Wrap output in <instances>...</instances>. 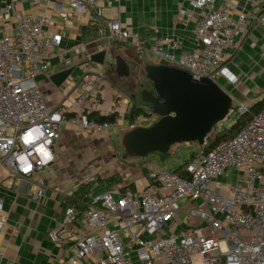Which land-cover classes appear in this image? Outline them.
Masks as SVG:
<instances>
[{
  "label": "built area",
  "instance_id": "obj_1",
  "mask_svg": "<svg viewBox=\"0 0 264 264\" xmlns=\"http://www.w3.org/2000/svg\"><path fill=\"white\" fill-rule=\"evenodd\" d=\"M66 2L73 13L88 15V25L97 34L93 51H86L77 63L72 48L62 43L63 34L46 28L49 15L25 14L13 2L0 7V164L10 178L31 177L52 164L54 146L65 126L112 137L125 125L156 121L154 114L130 120L127 115L134 106L151 110L150 105L141 101L139 92L126 95L106 78L105 64L114 70L111 49L115 44L123 43L134 50L132 54L160 59L188 71L193 79L207 78L224 89L223 79L233 85L238 82L227 66L231 51L240 46L250 27L264 26V0L241 4L189 0L188 7L177 13V22L194 20L195 48L185 50L180 37L162 36L157 26L151 28L146 43L116 15L106 17L109 0ZM58 16L65 19L68 13L59 10ZM101 50L106 52L103 64L91 61L90 56ZM54 66L55 72L70 67L80 72L71 77L72 70L56 87L50 80ZM43 77L51 87L62 89L55 106L48 105L40 88ZM248 106L235 103L225 118L230 119L228 126ZM37 127L43 135L26 142L25 136ZM41 147L52 157L46 163H41ZM203 148L193 151L178 170L157 164L150 170V181L139 189L126 187L119 192L104 187L83 208L66 205L46 231L49 241L68 251L53 264H156L158 260L163 264H264V107L232 136ZM21 156L30 166L28 171L23 170ZM230 172L236 178L227 184L224 177ZM45 189L35 185L32 198L41 200ZM97 200L99 207L93 205ZM181 213L191 228L165 233L163 228ZM5 220L0 198V229ZM82 222L88 232L80 230Z\"/></svg>",
  "mask_w": 264,
  "mask_h": 264
},
{
  "label": "crops",
  "instance_id": "obj_2",
  "mask_svg": "<svg viewBox=\"0 0 264 264\" xmlns=\"http://www.w3.org/2000/svg\"><path fill=\"white\" fill-rule=\"evenodd\" d=\"M104 1L99 0V4H104ZM235 1L239 4L244 2V0ZM8 2H13L16 8L25 14L46 13L49 15L46 28L49 32L63 34L62 43L72 48L71 55L76 63L83 60L86 51H93V43H96L97 36L90 29L82 30V26L88 24V15L73 13L66 0H37L35 2L31 0H0V7ZM109 2L105 16L113 17L116 15L124 26L129 27L142 40L151 39L153 34L151 27L157 26L159 27V34L162 36L180 37L185 50L195 48L192 38L194 20L177 22L179 9L187 8L189 0H109ZM59 10L66 11L68 13L67 18H60L58 16ZM10 26L11 31H14L15 23H11ZM145 27L150 28L145 30ZM125 46L127 47V45ZM113 49H115L114 46L111 53ZM129 50L134 51L133 49ZM245 53L248 56L244 60L242 57ZM146 56L148 57V55ZM139 57L135 55V58L139 59ZM262 59H264V26L254 25L240 39V46L232 50L227 59V66L238 77V82L233 85L225 79L222 81L225 85L224 90L229 93L235 103L252 104L262 97L258 96L256 92L259 79L264 78ZM112 69L113 67H110V70ZM79 72L77 67V73ZM39 83L41 85L46 83L45 78H40ZM44 91H46L44 96L48 105L55 106L59 100L57 94L53 95L56 91L51 92L42 89V92ZM75 131L77 129L68 126L63 127L61 136L54 146V152L57 147L62 145V141ZM177 146L178 144L173 145L169 152H174ZM141 160L142 168L135 169L134 172L137 178L124 185L116 186L115 188H119V192L126 187L139 189L146 185L150 181L149 171L151 168L164 163L166 159L160 154L153 153L142 157ZM53 165L52 170H48L49 167H46L31 177L16 176L10 178L7 169L0 164V198L3 202V213L6 215L5 223L0 229V264H53L62 259L68 251L49 241L46 237V231L54 225L56 219L61 217L66 205H76L83 208L99 196L92 198L88 185L83 187V192L72 196V193L79 187H75L74 180L68 177L67 173L58 171V165ZM22 179L25 181H21ZM37 184H42L46 188L44 196L38 201L31 196ZM94 186L98 187L99 194L103 191V185L97 183ZM115 193L119 195L118 191ZM93 205L99 207V201H95ZM109 224H111V220H109ZM166 227L171 228V232L174 233L191 228L187 216L183 213ZM80 230L88 232L89 227L82 222L80 223ZM134 264L138 263L134 261ZM156 264L163 263L158 260Z\"/></svg>",
  "mask_w": 264,
  "mask_h": 264
},
{
  "label": "rangeland",
  "instance_id": "obj_3",
  "mask_svg": "<svg viewBox=\"0 0 264 264\" xmlns=\"http://www.w3.org/2000/svg\"><path fill=\"white\" fill-rule=\"evenodd\" d=\"M149 28L150 27H145V30ZM114 47L115 49L112 50V55L117 54L124 58L129 66L130 75L126 78L124 76L118 77L114 70H110V66L107 63L104 67V73L110 83L120 86L124 94L127 93L129 95L134 92L138 93L140 90L149 87L150 85L148 86V83L150 84V80L147 77L146 70L155 64L162 63V61L152 58L149 55L147 57L144 53H141L139 59H137L125 45H121L120 43L114 45ZM247 56L248 55L245 53L242 59L245 60ZM261 62L264 66V59H262ZM251 67L253 68V66ZM55 70L56 67L54 66L50 74L54 73ZM77 74V68H75L71 77ZM45 85L47 84L44 83L40 85L41 90L56 91L53 95L57 94L56 96L59 97L58 103L61 100L59 94L62 89L59 88L56 90L49 85ZM45 92L46 91L43 92L44 95ZM256 92L258 96H264V78L259 79ZM233 105L235 106L234 101ZM145 111L148 113V116H152L154 112L153 109H147ZM153 117L155 120L158 119V116ZM229 121L230 119H224L218 122L206 135L202 146L210 145L219 139L231 135L233 131L227 130L229 128ZM149 124L150 121H142L133 126L125 125L122 128H118L112 137L78 130L70 133L68 137L62 141V145L56 148L55 160L48 166V170L54 168L53 164L58 165V171L60 173H67L69 175L68 177L74 180L75 187L90 186L92 198L99 195V191L97 190L98 187L94 186V184H101L102 179L115 177V180L106 182V188H115L118 185H124L125 183L135 180L137 177L134 172L136 171L135 169L139 170L142 168V158L136 156L131 150L127 149L125 139L136 127H146L149 126ZM202 146H199L196 142H181L178 144L176 150L170 153L171 156L165 160L164 164L169 170H174L190 157L191 152L197 151ZM235 178V173L230 172L227 178L224 177V181L229 184L234 182ZM113 196L115 199L119 198V195L115 192ZM163 230L165 233H171V228L166 227L163 228Z\"/></svg>",
  "mask_w": 264,
  "mask_h": 264
},
{
  "label": "water",
  "instance_id": "obj_4",
  "mask_svg": "<svg viewBox=\"0 0 264 264\" xmlns=\"http://www.w3.org/2000/svg\"><path fill=\"white\" fill-rule=\"evenodd\" d=\"M105 54L101 50L90 59L103 64ZM72 70L55 72L50 80L59 87ZM114 70L120 77L130 75L120 55L114 56ZM146 74L150 86L140 90L139 97L159 118L149 126L135 128L125 139L127 149L140 158L153 153L164 155L181 142L202 146L211 129L234 109L229 93L207 78L193 79L188 71L165 63L151 66Z\"/></svg>",
  "mask_w": 264,
  "mask_h": 264
},
{
  "label": "trees",
  "instance_id": "obj_5",
  "mask_svg": "<svg viewBox=\"0 0 264 264\" xmlns=\"http://www.w3.org/2000/svg\"><path fill=\"white\" fill-rule=\"evenodd\" d=\"M86 28L90 29V31H93L95 33V35L97 36L96 31H95V29L93 28L92 25H88L87 24L86 26H82V30H86ZM145 42L146 43H150V38L148 40H145ZM263 107H264V96H262L260 99L256 100L252 104H249L247 109L245 111H243L240 115H238L236 120L231 125H229V128L227 130L231 131V132L233 131V132L228 137L232 136L241 126H243L245 123H247L251 119L253 114H255L256 112L260 111ZM145 110L146 109H144L142 107L134 106L132 108L131 112L127 115V117L130 120L132 119V117L138 116V115H143V116L148 117V115H147L148 113ZM228 137H224L222 139H225V138H228ZM219 140H221V139H219ZM219 140H217L216 142H218ZM216 142H214V143H212L210 145L208 144L207 146L204 145L203 149H205V150L209 149ZM170 153L171 152H167L164 155H162V157L164 159H167L168 157L171 156ZM178 169H179V166L177 168H175V170H178ZM113 180H115V177H109V178L104 179V180L102 179L100 185H103L104 187H106V182L107 181H113ZM80 192H83V186L79 187L76 191H74L72 193V196L74 194H77V193H80Z\"/></svg>",
  "mask_w": 264,
  "mask_h": 264
},
{
  "label": "clouds",
  "instance_id": "obj_6",
  "mask_svg": "<svg viewBox=\"0 0 264 264\" xmlns=\"http://www.w3.org/2000/svg\"><path fill=\"white\" fill-rule=\"evenodd\" d=\"M43 135L42 131L40 128H35L33 130H31L26 136H25V141H32V140H35V139H39L41 136ZM38 151L41 152V154L43 155V160L41 161V163H46L48 160H50L52 157H51V154L49 152H46L44 150L43 147H41L40 149H38ZM20 160L23 162V170L24 171H28L29 170V165L27 164V160L24 156H21L20 157Z\"/></svg>",
  "mask_w": 264,
  "mask_h": 264
},
{
  "label": "flooded vegetation",
  "instance_id": "obj_7",
  "mask_svg": "<svg viewBox=\"0 0 264 264\" xmlns=\"http://www.w3.org/2000/svg\"><path fill=\"white\" fill-rule=\"evenodd\" d=\"M150 84L148 83V86H149ZM160 101V100H159ZM159 101H156V103L158 104L159 103ZM145 104V103H144ZM145 105H147L148 107H149V105L148 104H145ZM153 114L155 115V116H158V118H159V115L156 113V112H153ZM137 128V127H136Z\"/></svg>",
  "mask_w": 264,
  "mask_h": 264
},
{
  "label": "snow or ice",
  "instance_id": "obj_8",
  "mask_svg": "<svg viewBox=\"0 0 264 264\" xmlns=\"http://www.w3.org/2000/svg\"><path fill=\"white\" fill-rule=\"evenodd\" d=\"M28 142H31V141H28Z\"/></svg>",
  "mask_w": 264,
  "mask_h": 264
}]
</instances>
